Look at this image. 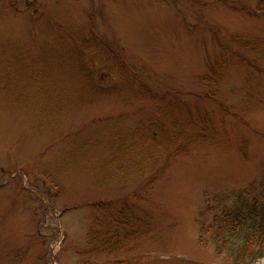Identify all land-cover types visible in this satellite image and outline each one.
I'll list each match as a JSON object with an SVG mask.
<instances>
[{"label":"rangeland","instance_id":"374dc122","mask_svg":"<svg viewBox=\"0 0 264 264\" xmlns=\"http://www.w3.org/2000/svg\"><path fill=\"white\" fill-rule=\"evenodd\" d=\"M258 4L0 0V264H264Z\"/></svg>","mask_w":264,"mask_h":264},{"label":"trees","instance_id":"16d2710c","mask_svg":"<svg viewBox=\"0 0 264 264\" xmlns=\"http://www.w3.org/2000/svg\"><path fill=\"white\" fill-rule=\"evenodd\" d=\"M257 10L259 13H264V0H259ZM249 213L250 211H244V209L242 208L226 210L224 212L223 225L217 227L209 226V229H215L216 236L221 235L220 237H224L225 233H230L233 235L240 227H247L246 217ZM247 230H249L250 234L245 237V244L250 247L251 245H253L254 240H258L261 236H264V218L262 219L260 224H253V226L247 228ZM225 243H227L226 240H224V244Z\"/></svg>","mask_w":264,"mask_h":264}]
</instances>
